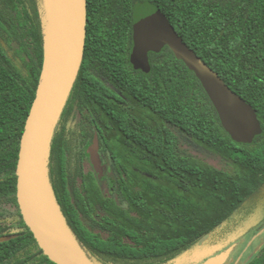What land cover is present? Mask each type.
Here are the masks:
<instances>
[{"label":"trees","instance_id":"1","mask_svg":"<svg viewBox=\"0 0 264 264\" xmlns=\"http://www.w3.org/2000/svg\"><path fill=\"white\" fill-rule=\"evenodd\" d=\"M148 4L255 108L261 131L251 141L230 137L200 80L169 47L149 53L147 71L134 68V19ZM46 16L43 0H0V264H56L26 223L17 176L43 69ZM99 74L117 91L109 106ZM74 105L102 117L110 198L94 171H83L85 158L66 137V112ZM170 126L230 169L182 154ZM46 176L65 228L93 264H201L205 259L193 262L194 246L264 186V0H88L84 59L50 139ZM248 264H264V249Z\"/></svg>","mask_w":264,"mask_h":264},{"label":"water","instance_id":"2","mask_svg":"<svg viewBox=\"0 0 264 264\" xmlns=\"http://www.w3.org/2000/svg\"><path fill=\"white\" fill-rule=\"evenodd\" d=\"M46 8L45 55L36 98L22 137L17 169L18 200L27 225L45 254L56 264H93L65 228L46 176L50 139L78 78L86 48L88 0H54ZM167 46L202 83L225 131L236 142H249L261 131L255 108L235 93L225 81L192 50L170 19L157 6H142L134 19L135 69H149V53ZM96 135L88 148L97 173H104ZM52 208V210H51ZM59 228L64 243L53 231ZM67 243V244H65ZM194 254V253H193ZM224 255H212L201 264H225Z\"/></svg>","mask_w":264,"mask_h":264},{"label":"rangeland","instance_id":"3","mask_svg":"<svg viewBox=\"0 0 264 264\" xmlns=\"http://www.w3.org/2000/svg\"><path fill=\"white\" fill-rule=\"evenodd\" d=\"M47 2L53 8L54 0H47ZM170 128L179 138L182 154L192 156L203 163L225 171L230 169V162L219 154L186 136L179 129L172 126ZM106 156V159L109 160L110 151L107 150ZM84 164L86 173L93 170L92 162L87 156H85ZM78 188L80 187L78 186ZM62 189L70 194L72 207H75L73 189L64 181L62 182ZM100 189L103 196L107 198L112 196L110 178L107 179L106 176L105 180H102ZM95 203L97 205H95L94 211L97 212L98 221H101L100 218L105 215L104 210L100 202L96 201ZM262 247H264V186L245 201L229 220L194 246L192 251L194 253L193 262L217 254L225 256V264H248L256 257Z\"/></svg>","mask_w":264,"mask_h":264},{"label":"flooded vegetation","instance_id":"4","mask_svg":"<svg viewBox=\"0 0 264 264\" xmlns=\"http://www.w3.org/2000/svg\"><path fill=\"white\" fill-rule=\"evenodd\" d=\"M96 77V82L97 83H102L104 86L108 87L109 90H107V93L105 92L106 90L103 88L102 94H104V97L102 98L103 103L105 106H109V103L107 102L108 100L114 99V95L111 93H117L116 89L110 84L109 78L105 76V74H99L95 75ZM111 92V93H110ZM123 96V95H121ZM125 99V97L123 96ZM71 105V104H69ZM75 106V105H74ZM70 107V106H69ZM90 112V111H89ZM87 112V115L82 114V111L77 109L75 106L73 109L69 108L66 112V123L64 127V131L66 134V137L68 139H73L75 145V150L77 153H79L83 158H85L84 154V147H85V142H88V145L86 147V153L88 154V148L92 144L93 140L95 139V136L97 135L99 138V143H100V149H99V154L102 159V163L104 166V173L101 175L97 173L94 169V166L92 164L93 170L97 179L100 182V187L102 180L106 178H109L108 172L111 170V165L109 163V160H107V150L105 147L102 145V143L107 142L108 136L106 134V129H104L103 122H102V117L99 118V116H95L94 112L89 113ZM90 159V155H86ZM91 160V159H90ZM85 159L82 163L83 166V171L85 169ZM85 172V171H84ZM264 247L261 248V250L256 254V257L261 254L263 251Z\"/></svg>","mask_w":264,"mask_h":264},{"label":"bare ground","instance_id":"5","mask_svg":"<svg viewBox=\"0 0 264 264\" xmlns=\"http://www.w3.org/2000/svg\"><path fill=\"white\" fill-rule=\"evenodd\" d=\"M53 231L57 235V237L59 238V240L64 243V238L62 236V233H61V231L59 230V228L54 223H53ZM65 244H67V243H65Z\"/></svg>","mask_w":264,"mask_h":264}]
</instances>
